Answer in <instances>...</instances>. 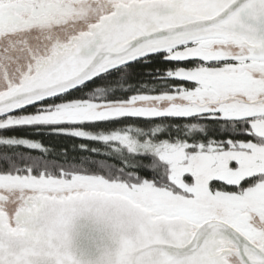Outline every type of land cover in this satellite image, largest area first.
Instances as JSON below:
<instances>
[{"label":"snow or ice","instance_id":"1","mask_svg":"<svg viewBox=\"0 0 264 264\" xmlns=\"http://www.w3.org/2000/svg\"><path fill=\"white\" fill-rule=\"evenodd\" d=\"M31 2L0 0V264H72L93 200L136 222L118 264H264V0Z\"/></svg>","mask_w":264,"mask_h":264},{"label":"clouds","instance_id":"2","mask_svg":"<svg viewBox=\"0 0 264 264\" xmlns=\"http://www.w3.org/2000/svg\"><path fill=\"white\" fill-rule=\"evenodd\" d=\"M65 251L72 264H118L122 243L136 230V222L126 209L102 200L78 203L69 213ZM85 236L98 253L94 259L78 254L77 240Z\"/></svg>","mask_w":264,"mask_h":264},{"label":"water","instance_id":"3","mask_svg":"<svg viewBox=\"0 0 264 264\" xmlns=\"http://www.w3.org/2000/svg\"><path fill=\"white\" fill-rule=\"evenodd\" d=\"M61 202L60 201H53V199H45L41 201V207L37 208V210L33 213V215L36 214H40V218L47 222L51 221V215L50 213L53 210V205H59ZM43 212H47L49 213V215H44L42 214ZM64 214V209L61 208L59 215H63ZM77 251L78 254H83L85 255L87 258L90 259H94L96 257V255L98 254L95 250V248L92 246L91 242L85 237V236H81L80 238H78L77 242Z\"/></svg>","mask_w":264,"mask_h":264},{"label":"flooded vegetation","instance_id":"4","mask_svg":"<svg viewBox=\"0 0 264 264\" xmlns=\"http://www.w3.org/2000/svg\"><path fill=\"white\" fill-rule=\"evenodd\" d=\"M6 8H9L10 13L12 15H18L20 13L26 14L28 16H32L34 14L32 9V2L31 0H10V4L5 5ZM54 7H49L48 12L52 13L54 11ZM43 200V198H42ZM41 200V201H42ZM37 210V208H34L32 211V214ZM18 211H24L23 209H18Z\"/></svg>","mask_w":264,"mask_h":264},{"label":"trees","instance_id":"5","mask_svg":"<svg viewBox=\"0 0 264 264\" xmlns=\"http://www.w3.org/2000/svg\"><path fill=\"white\" fill-rule=\"evenodd\" d=\"M15 135L23 137V136H31L32 134L27 131H19L15 133ZM33 138L42 139L45 145L51 146V148L56 151H59L60 149H63V148L71 147L72 145H76L79 143L78 141H74L68 138H63V137L57 138V137L45 136V137H33Z\"/></svg>","mask_w":264,"mask_h":264},{"label":"rangeland","instance_id":"6","mask_svg":"<svg viewBox=\"0 0 264 264\" xmlns=\"http://www.w3.org/2000/svg\"><path fill=\"white\" fill-rule=\"evenodd\" d=\"M45 199H52V198H48V197L43 198V200H45ZM18 209H19V208H18ZM18 209H17V211H18Z\"/></svg>","mask_w":264,"mask_h":264}]
</instances>
